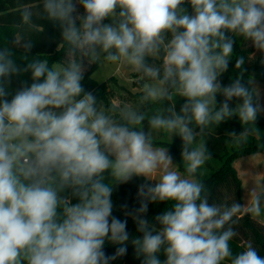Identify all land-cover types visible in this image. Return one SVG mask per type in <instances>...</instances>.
Returning a JSON list of instances; mask_svg holds the SVG:
<instances>
[{"label": "clouds", "instance_id": "obj_1", "mask_svg": "<svg viewBox=\"0 0 264 264\" xmlns=\"http://www.w3.org/2000/svg\"><path fill=\"white\" fill-rule=\"evenodd\" d=\"M19 11L31 30L57 29L63 55L32 56L20 35L0 45V264H114L130 246L139 264H264L251 242L231 246L242 215L264 214V191L216 203L201 171L211 127L238 119L236 144L259 133L264 96L236 47L264 64V0H38ZM106 63L136 74L135 106H106L86 84ZM230 64L239 71L225 84ZM161 132L179 138V163L171 143L156 144ZM129 183L137 206L120 204L121 218L114 194Z\"/></svg>", "mask_w": 264, "mask_h": 264}, {"label": "trees", "instance_id": "obj_2", "mask_svg": "<svg viewBox=\"0 0 264 264\" xmlns=\"http://www.w3.org/2000/svg\"><path fill=\"white\" fill-rule=\"evenodd\" d=\"M38 0H0V45L6 44L14 36L20 35L29 37L35 42V46L31 53L32 56L37 54L47 55L50 61L58 60L62 57L63 52L60 49L59 32L51 24L43 21H37L42 27L43 31L37 32L29 29L26 25L21 23L19 9L23 6H35ZM22 50L16 49L17 55ZM236 55H243L246 58V64L243 76L244 80L257 79L264 83V64L260 62V55L254 53L247 43L243 40L238 42L236 47ZM234 64V61L232 62ZM230 64L229 71L223 77L225 84L229 83L231 79L235 78L239 70H234ZM97 66H93L87 76L86 84L98 90L100 101L106 105L111 106L112 101L118 103H127L135 106L140 95L139 91L134 93L121 85L116 77H111L107 81L98 83L94 80L93 74L97 70ZM134 85L139 87L134 82ZM218 99L222 100V97ZM235 102H233V106ZM159 105H148L146 110L151 112L158 108ZM259 129L258 135H253L249 138L247 143L236 144L233 142L229 133L235 131L239 133L242 130L240 122L236 118L231 119L219 126H213L208 129L202 138L211 153L212 158L208 160L202 168V179H204L208 193L212 201L220 204L232 202H239L243 204V183L234 166L235 161L243 155L253 153H264V117L261 116L256 124ZM155 142L157 145H167L171 143V151L175 156L176 162L180 161V146L181 142L178 137L172 140L167 133H159L155 135ZM183 170L182 167L180 169ZM205 175L203 173H208ZM136 183H129L122 185L114 194V200L117 204L115 215L123 218L122 212L119 210V205L127 203L129 208L136 207ZM160 205L151 208L149 211V218L160 211ZM238 236L231 242L234 251L242 250V246L247 242H251L261 255H264V224L258 222L249 215H242L238 223L235 225ZM128 230L130 233H135L136 225L129 218ZM109 254H112L113 249H108ZM114 264H139V261L134 256V251L129 247L127 255L118 259Z\"/></svg>", "mask_w": 264, "mask_h": 264}, {"label": "rangeland", "instance_id": "obj_3", "mask_svg": "<svg viewBox=\"0 0 264 264\" xmlns=\"http://www.w3.org/2000/svg\"><path fill=\"white\" fill-rule=\"evenodd\" d=\"M111 77H116L118 82L131 92H138L139 87L134 85L137 78L136 74L129 70L119 68L116 64L106 63L104 65H98L97 70L93 74L94 80L98 83L105 82ZM251 80L254 81L255 86L261 95L264 96V83L257 79ZM262 116L264 117V115ZM234 166L243 183V204H247L250 194L253 191H264V153L243 155L235 161ZM203 174L205 176L209 172ZM254 219L264 224V214Z\"/></svg>", "mask_w": 264, "mask_h": 264}]
</instances>
